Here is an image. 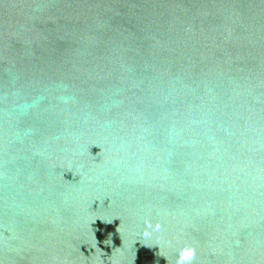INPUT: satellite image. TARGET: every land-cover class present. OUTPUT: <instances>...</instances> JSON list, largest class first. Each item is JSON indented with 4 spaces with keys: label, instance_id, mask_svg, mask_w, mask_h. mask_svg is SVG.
I'll use <instances>...</instances> for the list:
<instances>
[{
    "label": "water",
    "instance_id": "water-1",
    "mask_svg": "<svg viewBox=\"0 0 264 264\" xmlns=\"http://www.w3.org/2000/svg\"><path fill=\"white\" fill-rule=\"evenodd\" d=\"M187 245L264 264V0H0V264Z\"/></svg>",
    "mask_w": 264,
    "mask_h": 264
},
{
    "label": "clouds",
    "instance_id": "clouds-1",
    "mask_svg": "<svg viewBox=\"0 0 264 264\" xmlns=\"http://www.w3.org/2000/svg\"><path fill=\"white\" fill-rule=\"evenodd\" d=\"M60 99L64 103H68L71 100V97L67 95H62ZM144 225L145 228L142 232V235L144 237H150L153 235V233H159L162 228V225L159 221L152 223L148 219L144 220ZM195 258H196V248L191 245H187L178 249L176 264H193Z\"/></svg>",
    "mask_w": 264,
    "mask_h": 264
}]
</instances>
